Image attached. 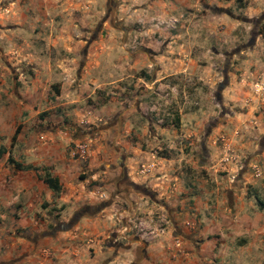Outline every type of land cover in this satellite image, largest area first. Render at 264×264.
<instances>
[{
    "label": "crops",
    "instance_id": "crops-1",
    "mask_svg": "<svg viewBox=\"0 0 264 264\" xmlns=\"http://www.w3.org/2000/svg\"><path fill=\"white\" fill-rule=\"evenodd\" d=\"M5 3L6 14L21 15L13 12L5 20L12 27L4 29L24 28L31 20L27 30L44 37L25 45L13 37L18 30H0L1 40L16 42L11 47L0 42V264H78L70 256L78 248L85 249L81 264H264V207L249 190L259 183L253 175L214 186L185 185L173 160L138 153L128 144L126 152L135 149L136 156L103 153L87 168L97 167L89 177L97 180V190L80 186L81 168L67 153L68 139L59 138L56 126H37L36 116L42 108H54L55 83L66 90L67 84L96 82L91 75L100 73L106 49L82 41L67 45L62 39L61 44L60 37L81 34L50 26L65 16L63 0ZM79 6L97 15L98 0H81L73 8ZM63 46L66 60L57 54ZM88 155L95 158L87 147ZM45 174L55 179L57 192L44 182ZM118 196L127 206L116 203ZM69 209L74 214L67 218ZM113 209L117 213L108 216ZM138 225L143 235L127 233ZM63 233L68 236L56 244ZM49 243H54L50 254L45 252Z\"/></svg>",
    "mask_w": 264,
    "mask_h": 264
},
{
    "label": "rangeland",
    "instance_id": "rangeland-1",
    "mask_svg": "<svg viewBox=\"0 0 264 264\" xmlns=\"http://www.w3.org/2000/svg\"><path fill=\"white\" fill-rule=\"evenodd\" d=\"M6 1L0 0V30H18L13 37L25 45L44 37V32L27 30L31 20L24 28L4 29L12 27L5 20L13 12L21 15L6 14ZM63 1L65 16L58 15L50 26L81 34L60 37L61 44L62 39L67 45L73 40L106 49L104 55L99 51L100 73L91 72L96 82L67 84L66 90L55 83L59 98L53 89L54 108H42L36 116L37 126H56L59 138L68 139L67 153L81 143L94 154L73 157L81 168L80 186L97 190V180H89L97 167L87 169L90 163L98 164L103 153L109 158L136 156L135 149L126 152L129 144L138 153L173 160L185 185L214 186L253 175L259 183L249 190L263 203L264 0H98L95 16L73 8L81 0ZM0 42L16 43L4 37ZM37 46L32 47L35 52ZM65 47L57 54L66 60ZM116 203L127 206L120 196ZM73 212L69 209L67 218ZM142 228L127 233L143 235ZM64 236L68 233L56 244ZM53 246L46 245L45 252L52 253ZM76 250L70 256L81 264L85 249Z\"/></svg>",
    "mask_w": 264,
    "mask_h": 264
},
{
    "label": "trees",
    "instance_id": "trees-1",
    "mask_svg": "<svg viewBox=\"0 0 264 264\" xmlns=\"http://www.w3.org/2000/svg\"><path fill=\"white\" fill-rule=\"evenodd\" d=\"M53 89L56 90V87L53 86ZM10 161L12 162V160ZM43 180L49 186V188H51L53 191L57 192L59 190V187L57 186L55 179L50 177L48 174H45L43 176ZM257 202L259 203L261 207H264V203H262L258 198H257Z\"/></svg>",
    "mask_w": 264,
    "mask_h": 264
},
{
    "label": "built area",
    "instance_id": "built-area-1",
    "mask_svg": "<svg viewBox=\"0 0 264 264\" xmlns=\"http://www.w3.org/2000/svg\"><path fill=\"white\" fill-rule=\"evenodd\" d=\"M71 155L74 157L85 158L87 156V147L84 144H77L74 149H71Z\"/></svg>",
    "mask_w": 264,
    "mask_h": 264
}]
</instances>
